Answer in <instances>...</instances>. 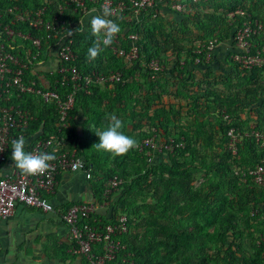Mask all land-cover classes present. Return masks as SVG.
Segmentation results:
<instances>
[{"label": "trees", "instance_id": "obj_1", "mask_svg": "<svg viewBox=\"0 0 264 264\" xmlns=\"http://www.w3.org/2000/svg\"><path fill=\"white\" fill-rule=\"evenodd\" d=\"M89 5L92 4L90 0H86ZM220 3V2H218ZM225 3V2H224ZM217 4V6L208 11L197 9L195 12L189 14H181L176 12L177 18L181 20V28L185 32L189 23H198L202 29L209 28L212 22H216L221 17L217 13L218 6L224 5L227 11H236V3L230 4ZM58 0H0V7L7 8L9 6H19L24 10H36L42 6H47L46 18H51L53 13L57 10ZM193 17L192 19L190 17ZM13 15H8L1 21L2 24L10 22ZM257 19L264 22L263 15L255 16ZM254 17V18H255ZM90 17H88L89 19ZM147 18V19H146ZM149 17H145L141 24L132 26L125 21L123 22L119 32L122 35V43L124 46L128 44V34L136 31L139 34L137 40L140 46V59L134 62L132 66H126L123 59L117 57L112 51L106 47L98 54L94 60L87 58V49L90 47L95 39L91 30H77L74 35L73 47L78 52L77 64L84 73H92L93 70L98 73H107L111 69L121 68L124 70L123 81L116 82L110 89H106L100 86H92L91 93L80 91L78 93L76 104L71 111L70 125L67 130V146L69 148H76L79 155L83 156L87 167L92 168L93 177L92 180L96 183V191L99 193V197L102 196L104 179L118 174L124 179L122 190L129 188L130 181L137 182L138 179L132 171L138 170L137 174H140L142 178L150 179L147 184L152 191L153 201L160 203L163 210L171 215H182L185 217L190 211L196 209L201 214L203 222L211 227L215 228L214 236L217 244L216 255L221 257L224 264H264V241L258 245L257 239L259 238V232L261 229L253 221L256 217L250 215V210L254 205L264 201V189L259 188L253 181L248 179L247 181H241L240 175L236 174L235 166L254 165L264 157V149L260 148L256 143L253 136H248L243 139L239 144L238 155L234 156L230 150L226 147L227 128L230 125H225L222 118L223 110L231 114L233 125H244L247 121L241 120L239 114L244 112L248 108L254 109L258 114L259 124L258 128H264V83L257 77V70L252 71L251 74H246L248 84L241 90H236L232 93H223L215 89H204L201 91L199 102L204 99V104H201V109L204 108L203 114L210 112H217L220 117L219 137H216L215 133H210L207 140V145H211L215 149V152L220 148V153L217 152L213 159L215 160L216 168L220 174V178L216 182L217 188H223L224 195H232L229 198L223 199L218 208L212 206L208 200L209 195H213V192H209L205 195L202 191V184L196 185L195 171L197 169L205 168V157L198 153L197 138H192L186 132L179 131L177 134H168L169 140L172 141L174 149L171 156V162H163L158 165L157 162H147L148 168L144 166L129 167L128 159L124 154L122 155V161L117 164H123L120 169L117 170L108 162L114 154L103 150H98L94 144L99 142V137L96 135V129L89 130V134L80 135L77 130V122L74 117L75 108L77 103L84 101H92L103 106L106 109L131 108V117H137L141 114V110L135 109L132 102V90L131 85L137 80L134 73L142 69L141 60L143 56H147L148 59L160 55L162 44H165V50L172 52L186 51L193 57L201 55L203 61L205 60V52L198 54L195 49L187 48L182 44L183 37L180 35L174 36L165 27L161 34H158L155 30L160 27L157 18L152 21H148ZM16 30H30L33 35L46 36L45 29H34L30 27L26 22L16 21L12 24ZM128 30H126V28ZM229 37L226 34V38ZM257 42L261 47L264 45V34L257 36ZM53 40V39H52ZM222 40V38H221ZM163 42V43H162ZM49 48L48 44L43 42V50L46 51ZM255 52V50H253ZM105 59V60H104ZM52 80L59 77L58 74L50 75ZM131 78L130 81H126ZM55 85V83H54ZM60 86V84H59ZM146 106L145 110L148 112L153 106L152 96L146 94L145 96ZM13 103L19 102L23 107L30 111L32 119L28 128L25 130L26 135L33 134L37 129H40V136L38 139H44L52 137L57 133L56 122L58 119L57 107L54 103H47L42 100L40 102L31 96H25L24 98H15ZM136 103L141 104L142 101L138 98ZM213 104V106H212ZM256 107L254 108V106ZM159 111L161 108L155 111L151 119H159L158 125L165 127V123L161 120ZM100 115V116H99ZM99 117L102 116L99 113ZM104 115V114H103ZM103 120L108 124L109 120L106 117ZM125 121H123L124 123ZM126 125L125 123L123 126ZM139 130L140 136L149 135L146 130L141 128V124L135 125ZM88 131V130H87ZM92 133V135H90ZM141 138V139H142ZM140 140H137V142ZM33 143L29 144L28 151ZM87 147L90 152H87ZM217 149V150H216ZM199 154V155H198ZM116 156V155H115ZM193 158V160L189 159ZM116 163V162H115ZM129 165V166H128ZM229 167V170L226 169ZM224 169L226 170L224 172ZM121 171V172H120ZM143 173V174H142ZM152 174L155 177L152 179ZM198 201L200 206H196L194 201ZM208 200V201H207ZM123 207L127 201L120 202ZM156 204H146V206H152ZM119 213H126L125 210H121ZM127 214V213H126ZM111 218V221H115L116 216ZM129 216V214H127ZM171 215L167 220L160 221L156 228H153L150 234L149 241L146 244L145 236H141L139 232L133 231L134 220L129 216V225L132 230L122 236V240L126 245L124 250H120L118 259L121 258H133L137 263L147 262L149 264H209L208 258H202L197 262L193 256L189 255L188 246L191 236L188 234H181L179 227L172 222ZM159 215H157V218ZM110 220L103 217L101 224L108 223ZM198 223V222H197ZM200 224V223H199ZM254 228V229H253ZM243 239L248 240L252 248V252L248 251ZM151 247L157 250L158 258H151L148 252V248Z\"/></svg>", "mask_w": 264, "mask_h": 264}, {"label": "built area", "instance_id": "obj_2", "mask_svg": "<svg viewBox=\"0 0 264 264\" xmlns=\"http://www.w3.org/2000/svg\"><path fill=\"white\" fill-rule=\"evenodd\" d=\"M90 1L91 5L86 0H58L57 10L51 18H46L48 9L45 5L36 10H24L19 6L0 7V167L8 158L11 140L15 139V136L25 138V130L32 119L30 111L19 103H13V99L28 95L39 102L42 100L54 103L58 113L56 135L37 139L28 151L33 154L51 153L56 159L50 162V168L43 174L29 175L15 168L6 175H0V217L5 218L14 213L18 204L44 212L54 211L55 207L48 196L55 190L58 177L63 171L82 170L88 179L93 177L92 168L87 167L84 157L79 155L76 148L67 146L71 111L80 91L91 93L92 86L110 89L116 82L123 81L124 70L114 68L107 73H98L95 70L92 73H84L80 69L77 64L79 55L73 47L74 35L80 30V21L84 31L91 30V16L100 14L104 6L112 10V15L108 18L120 27L122 20L136 27L145 17L156 18L163 7H169L181 14L203 10L197 6L202 0ZM48 2L49 0H46V3ZM8 15H13L12 19L2 24L1 21ZM16 21L27 22L34 29H45L47 34L36 36L30 30H16L12 26ZM238 35L240 39L244 38V35ZM138 38L136 31L130 32L128 44L124 46L122 35L118 33L108 48L117 57L122 58L126 66H132L140 59ZM44 41L49 46L46 51L42 49ZM256 51L251 52L249 56L253 55V60L259 63L262 59L257 57L264 52V45L259 46ZM54 52L58 65L47 73L58 74L59 77L52 80L49 75L45 76L39 71L37 66H42L44 57L53 55ZM150 67L158 68L154 60ZM46 77L48 80L44 81L42 78ZM130 80L131 78H128L126 81ZM239 117L247 122L244 125H233L232 115L224 110L222 112L224 124L230 125L227 128L228 150L237 156L239 144L248 136H253L258 146L264 149V128H258V114L254 109L248 108L239 114ZM137 145L138 150L148 149L150 154L158 150V144L152 136L142 138ZM235 172L240 175L241 181L250 179L259 188L264 189V157L254 165L235 166ZM103 183V201L76 202L60 211L76 252L85 256L91 264H116L120 250L126 248L122 236L128 234L132 228L126 213H119L115 221L110 219L105 224H101V220L96 218L97 210L110 202L114 192L122 188L124 179L114 174L104 179ZM250 215L256 217L253 223L261 229L257 239V244L260 245L264 241V201L254 205ZM125 260L126 264H137L133 258Z\"/></svg>", "mask_w": 264, "mask_h": 264}, {"label": "rangeland", "instance_id": "obj_3", "mask_svg": "<svg viewBox=\"0 0 264 264\" xmlns=\"http://www.w3.org/2000/svg\"><path fill=\"white\" fill-rule=\"evenodd\" d=\"M188 2L195 7L191 1ZM221 3H236L237 10L235 12L227 11L224 5H220L217 13L222 18L212 22V25L206 29H202L198 23L191 21L185 32L180 27L181 20L177 18L176 12L169 7H163L156 16L157 21L162 25L155 31L161 34L165 27L174 36H182V44L187 48L195 49L198 54L205 52V60L203 61L201 55L193 57L186 51L180 53L167 51L165 50L166 45L162 44L160 55L150 60L147 56H143L142 69L134 73L137 80L131 85L132 102L134 107L136 106L135 109L141 110V114L131 117L130 107L128 109L117 107L111 110H99L102 116L100 121L96 122L98 124L93 127L96 130H104L108 124L103 118H107L109 114H115L122 123L125 121L126 125L121 130L126 135L133 137L136 141L141 140L139 129L135 127V125L141 124V128L149 133L147 136H152L155 139L158 144V150L155 153L150 154L148 149L140 151L136 147L129 150L125 158L129 160L130 166H128L131 168L139 165L145 167L148 161L157 162L158 165L163 162H171L174 145L169 140L168 134L170 133L177 134L181 131L186 132L194 139L197 138L199 140L197 145L200 148L198 153L205 157V168L209 170L197 169L195 171L196 185L203 182L202 191L205 195L213 192V195H209L208 200L211 207L216 208L223 199L232 195L223 194V189L226 187L220 189L216 187V182L223 172L217 171L213 157L217 152L220 153V148L215 152L211 145H207V140L212 132L216 134L217 138L219 137L220 117L216 111L203 114L204 108L201 109V104H204L205 100L201 99L202 101L199 102L200 93L208 88L226 94L241 90L248 84L246 74H251L254 70H257V77L264 83V52L257 57L262 59L259 63L253 60V55L249 56L251 52H254L253 50H258L257 36L264 34V22L255 17L257 15L264 16V0H202L197 3V6L206 12ZM152 20H154L153 17L148 18V21ZM226 34L229 37L226 38ZM238 34L244 35V38L240 39ZM153 60L158 66L157 69L150 67ZM146 94L152 96L153 103L148 112L144 111ZM137 98L142 101L141 104L136 103ZM159 108H161L159 114L166 125L165 127L158 125L159 119H151V116ZM122 157V155H113L108 164L119 170L123 164L117 163L122 161ZM190 160L193 158L190 157ZM147 168L148 165L143 173ZM226 169L229 170V167L226 166ZM137 172L138 170L132 171L138 181H130L129 188L121 190L115 212L125 210L134 220L133 231L145 236L147 244L153 228H156L160 221L167 220L171 214L165 212L160 203L153 201L152 191L147 185L150 179L142 178ZM151 177L153 179L155 175L152 174ZM122 201H127L124 207L120 203ZM146 204L156 205L149 207ZM194 204L200 206L197 200L194 201ZM157 215H159L158 218ZM171 218L172 222L181 230V234L191 236L188 246L190 256H193L197 262L202 258H208L209 264H224L221 257L215 256V250L219 244L214 236L215 228L202 221L199 211L194 209L185 217L171 215ZM243 242L248 251L252 252L249 241L243 239ZM148 252L151 258L159 256L157 250L151 247L148 248Z\"/></svg>", "mask_w": 264, "mask_h": 264}, {"label": "crops", "instance_id": "obj_4", "mask_svg": "<svg viewBox=\"0 0 264 264\" xmlns=\"http://www.w3.org/2000/svg\"><path fill=\"white\" fill-rule=\"evenodd\" d=\"M57 65L54 52L53 55H46L44 63L37 66V69L46 76L48 70L55 69ZM42 79L48 80L47 77ZM103 109V106L100 107L92 101L77 103L74 117L81 136L94 129L95 124H98L96 122L100 121L99 110ZM39 136L40 129L26 135V152L29 144L35 142ZM11 152L10 145L8 158L0 167L1 176L17 168L11 159ZM87 152H90L88 147ZM121 190H116L110 202L97 210L95 216L98 220L103 221V217L110 220L117 215L116 202L121 196ZM99 196L96 183L88 179L82 170L61 172L55 190L48 196L55 207L54 211L44 212L18 204L14 213L5 218L0 217V264H91L85 256L76 252L60 209L76 202L103 201V195ZM115 263L126 264V260L121 258Z\"/></svg>", "mask_w": 264, "mask_h": 264}, {"label": "clouds", "instance_id": "obj_5", "mask_svg": "<svg viewBox=\"0 0 264 264\" xmlns=\"http://www.w3.org/2000/svg\"><path fill=\"white\" fill-rule=\"evenodd\" d=\"M111 15L112 10L104 6L100 14L91 16L90 28L95 39L87 49L89 60H94L103 48L110 46L114 41V37L121 31L119 24L108 18ZM78 28L81 31L83 30L81 21ZM107 119L109 120L107 127L104 130L96 131L99 142L94 146L98 150L111 152L114 155H124L138 146L136 139L126 135L121 130L123 128L121 119L115 114H109ZM25 144L26 141L23 136L11 140V159L15 162L16 167L29 175L45 173L51 166L50 162L56 159L55 155L26 152Z\"/></svg>", "mask_w": 264, "mask_h": 264}]
</instances>
